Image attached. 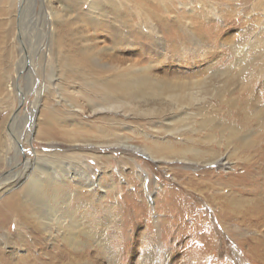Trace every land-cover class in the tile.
Masks as SVG:
<instances>
[{
	"label": "rangeland",
	"instance_id": "rangeland-1",
	"mask_svg": "<svg viewBox=\"0 0 264 264\" xmlns=\"http://www.w3.org/2000/svg\"><path fill=\"white\" fill-rule=\"evenodd\" d=\"M92 1L100 2L98 12L92 11L96 16L90 15ZM109 1L113 6L107 0H47L44 9L36 0H0V183L9 176L17 179L34 151L66 163L77 152L72 147L84 154L94 146L99 158L87 154L85 166L101 184L78 191L71 186L75 179L70 183L73 193L64 199L68 202L58 201L81 229L74 246L55 229L51 236L43 229L30 236L29 229L8 224L0 231L1 262L264 264V220H251L247 204L236 213H224L222 196L217 198L254 200V195L239 196L222 181L236 183L244 167L255 173V156H249L251 149L242 148L238 137L230 144L225 125L213 132H193L202 119L198 108L227 124L224 102L264 72V0ZM61 3L70 6L62 15L82 20L54 21L53 36L43 22L44 10H59ZM57 41L63 42V52ZM92 48L105 49L103 61L133 64L158 82H192L214 70L226 72L229 77L217 78L208 89L223 86L225 92L211 97L201 89L192 97L202 102L187 95L182 110L165 97L139 95L124 99L116 111L92 113L88 101L99 102L102 91L90 85L94 80L64 74L57 63L59 52L74 59ZM234 75L244 84H235ZM56 119L59 124L44 132L46 140L39 139L45 123ZM74 128L81 133L72 136L78 141L72 144L63 131ZM249 129L251 141L258 142L261 127ZM210 133L214 140L208 143L205 136ZM8 138L20 145L19 164ZM189 150L227 154L231 164L222 170L215 164L191 163ZM27 183L25 179L0 190V205L24 193Z\"/></svg>",
	"mask_w": 264,
	"mask_h": 264
},
{
	"label": "bare ground",
	"instance_id": "bare-ground-1",
	"mask_svg": "<svg viewBox=\"0 0 264 264\" xmlns=\"http://www.w3.org/2000/svg\"><path fill=\"white\" fill-rule=\"evenodd\" d=\"M36 2L39 3L42 8H44L46 4H49L47 0H36ZM107 3L110 6L113 4V2L109 0H107ZM99 6L100 2L92 1V3L89 4V9L91 10L90 15H95L92 14V11L98 12ZM60 7L61 8L59 10H56L55 8L51 9V7L50 11L44 10L46 14L44 15L43 22L47 31H49L51 35H53L56 30L54 21L61 22L62 24L67 21L69 22L70 20H82L80 19L82 16H79L80 18L76 16L74 19L71 15H62L63 12L70 11V6L68 4H62ZM90 15L87 16V19L89 18L92 22L94 18ZM91 18L93 20H91ZM85 21L86 20L81 22L85 25ZM94 25L92 24L93 27ZM95 34L96 33L93 32V36H95ZM57 42L59 43V49L62 51L61 44H63V42ZM104 50L105 49L103 48L99 50H95L93 48L87 50L85 49L84 53H82L83 55L79 54L82 57H79L76 54L74 59H69V56L68 58L66 55L59 52L57 58L58 61L56 60L60 68L65 70L64 74L76 75L77 77L83 79V81L87 82L90 80L97 82L98 86L95 82H90V85L96 86L102 91V94L97 98L99 102L94 100L88 101V106L92 113H98V111L101 110L116 111L119 109V106L124 99L127 97H131L133 99V97L139 95L142 97H165L167 100H171V102L177 105V107H180L182 110L185 107L182 105V100L187 95L191 96L192 101L197 103L202 102V100L199 101V99L197 100L195 97H192L196 94H200L201 89L204 90V93L202 94H208L211 95V97L213 94H224L225 92L223 86L218 89L213 87L210 91L208 89L212 87L215 82H217V78H222L224 76L229 77L226 72H215L214 70L213 73H209L210 75L192 82H158L149 76V71L146 69L136 70L133 64L123 66L120 62L116 61L115 58H112L110 62L103 61L100 56L104 54ZM238 76L239 75L232 76L233 82L236 80L239 82V85L244 84L240 83L241 78ZM263 79L264 72L252 79L248 86L240 88L234 98L228 99L224 102L222 106L227 109V124H223L221 120L215 118V116L212 117L211 115L207 116L202 114L203 111L206 110L205 108H198V116L202 119L198 124L199 127L197 126L198 129L193 131L196 134L205 130L213 132L216 129H221L220 126L225 125L227 126L226 130H228L229 133L228 138L230 139V144L234 138L238 137L241 140L242 148L251 149L249 156L252 154L255 156L256 160L253 162V165L256 166L257 171L251 174L248 168L244 167V174L240 177V180H234L237 181L236 183L224 180L222 181V184H224L225 187L227 186L231 188L239 196L254 195V200H228L225 195L220 194H215L220 196L214 197L221 199L222 196L224 208L222 209L223 211H221L224 213H229L228 211L236 213L238 210H242L241 208L247 204L248 206H246V208L251 214L250 219H254L257 222L264 220V87L261 86V81ZM224 84L227 85L226 83ZM256 88L259 91H256ZM192 91H194V93ZM71 107H73V105ZM68 119L69 121H73L70 116L67 117V121ZM53 121L54 123H51L50 125L45 123L44 130L38 133L39 139L46 140V131L51 129L53 130L54 127L52 124H59L60 120L56 119V121ZM252 125L253 128L255 125H259L262 129L259 130L260 132L258 131L260 133V135H258L260 138L258 142L256 140L251 141V129L247 130L248 128H251ZM241 130H244L245 132H241ZM63 132L66 137L70 138L74 142L72 144L78 142L72 136L74 134L81 133L80 129L74 128ZM205 140L208 143H211L214 140V136L210 133L205 136ZM8 141L9 145H11L10 148L13 149V152L15 153V164H19L20 162L18 161V158L20 157L21 152H19L18 147L20 145L17 141L12 143L10 138H8ZM191 141L192 140H190V142ZM26 142L28 143L29 141L26 140ZM72 148L77 152L74 156H71V161L66 163L56 160L54 158V154H42L34 151V158L32 161L28 159L24 161L22 164L23 170L17 179L9 176L4 180V183H0V190L7 191L8 188L11 189L13 186L22 183L23 180L28 179L27 189L24 193L14 194L13 197L7 198L0 205V231H3L7 225L10 224L16 229H29L31 234L30 236H32V234L33 236L37 234L39 229L45 230L47 235L51 236L53 235V229H55L57 232L62 233L61 237H63L68 246H74L76 244L74 235L80 232L81 229L77 227V222L75 221L73 215L69 214L70 212L68 213L67 211L62 210L63 208L60 209L59 204L61 203V200H68V196L73 193V191L70 190V183L75 181V179H77L76 182H74L75 184H72L71 186H77L78 191L88 188L93 190L95 185V187L101 188V184L100 179L96 181V183L91 179L92 176H90V173L85 166V156L87 154L92 158H99L95 152L96 147L91 146V150H89V152L83 151L84 154L80 153V148H77L76 146ZM187 152L193 155L192 161L194 162L191 163L196 162V164L199 165L215 164L222 170L226 168L228 169V166L231 164L230 156L227 154H219L216 152L211 153L210 151L202 153L192 150ZM33 176L35 179H32ZM138 177L140 179L141 176L138 175ZM11 184H13L12 187H10ZM91 190L90 193L92 194L94 191ZM48 193H51V195L48 196ZM16 196L17 198H15ZM58 201H60V203H58ZM63 202L66 204L68 201L64 200ZM15 233L17 234L18 232ZM37 239L38 237H36L35 240ZM1 260L0 263L3 264L4 262H1ZM34 260H37L36 257ZM34 264H37V261H35Z\"/></svg>",
	"mask_w": 264,
	"mask_h": 264
}]
</instances>
